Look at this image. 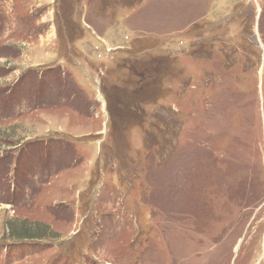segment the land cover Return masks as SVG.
<instances>
[{"label": "rangeland", "instance_id": "obj_1", "mask_svg": "<svg viewBox=\"0 0 264 264\" xmlns=\"http://www.w3.org/2000/svg\"><path fill=\"white\" fill-rule=\"evenodd\" d=\"M0 264H264V0H0Z\"/></svg>", "mask_w": 264, "mask_h": 264}, {"label": "bare ground", "instance_id": "obj_2", "mask_svg": "<svg viewBox=\"0 0 264 264\" xmlns=\"http://www.w3.org/2000/svg\"><path fill=\"white\" fill-rule=\"evenodd\" d=\"M185 187V186H184Z\"/></svg>", "mask_w": 264, "mask_h": 264}]
</instances>
